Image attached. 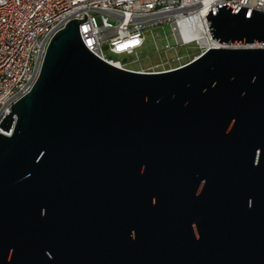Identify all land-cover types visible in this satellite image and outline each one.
Returning a JSON list of instances; mask_svg holds the SVG:
<instances>
[{"label": "water", "instance_id": "1", "mask_svg": "<svg viewBox=\"0 0 264 264\" xmlns=\"http://www.w3.org/2000/svg\"><path fill=\"white\" fill-rule=\"evenodd\" d=\"M216 9L220 47L166 72L97 57L86 15L53 37L0 123V255L264 264V12Z\"/></svg>", "mask_w": 264, "mask_h": 264}, {"label": "built area", "instance_id": "2", "mask_svg": "<svg viewBox=\"0 0 264 264\" xmlns=\"http://www.w3.org/2000/svg\"><path fill=\"white\" fill-rule=\"evenodd\" d=\"M226 4L234 13L240 6L251 9L250 12H264V0H0V123L32 91L53 37L70 21L88 17L80 24V34L97 57L125 70L157 73L186 64L177 55L166 62L168 68L156 70L162 67L158 64L133 69L132 62L107 58L105 50L119 57L133 55L145 45L148 31L170 24L178 35V47L199 45L201 55L220 47L213 39L206 16L213 7L217 13L216 6ZM196 20L202 23L206 44L184 38L180 23H190L196 29ZM178 47L167 45L164 52L177 51ZM170 63L179 66L171 67ZM0 133L9 135L1 129Z\"/></svg>", "mask_w": 264, "mask_h": 264}, {"label": "rangeland", "instance_id": "3", "mask_svg": "<svg viewBox=\"0 0 264 264\" xmlns=\"http://www.w3.org/2000/svg\"><path fill=\"white\" fill-rule=\"evenodd\" d=\"M179 38L176 32L173 30V27L170 24L162 25L158 28L150 30L146 34V43L145 45L137 50L133 55H123L117 56L105 50L106 57L113 60H120L123 63L132 62L130 65L133 69H148L156 65H161L167 67L166 62L170 61L179 55L182 64H187L193 61L196 57L200 55L199 45L192 44L187 47H178ZM167 45L177 46L179 49L177 51H172L165 53L164 50ZM140 60V61H139ZM137 61V62H133ZM166 64V65H165ZM171 67L179 66V63H170Z\"/></svg>", "mask_w": 264, "mask_h": 264}, {"label": "flooded vegetation", "instance_id": "4", "mask_svg": "<svg viewBox=\"0 0 264 264\" xmlns=\"http://www.w3.org/2000/svg\"><path fill=\"white\" fill-rule=\"evenodd\" d=\"M38 255L40 254L33 253L32 244L25 245L22 249L15 245L9 255H0V264H48V253L45 256L38 257Z\"/></svg>", "mask_w": 264, "mask_h": 264}, {"label": "bare ground", "instance_id": "5", "mask_svg": "<svg viewBox=\"0 0 264 264\" xmlns=\"http://www.w3.org/2000/svg\"><path fill=\"white\" fill-rule=\"evenodd\" d=\"M196 29L190 23H180L185 39H198L201 43L206 44V39L202 30V23L199 20L195 21Z\"/></svg>", "mask_w": 264, "mask_h": 264}]
</instances>
